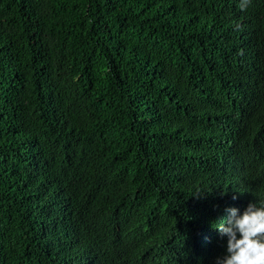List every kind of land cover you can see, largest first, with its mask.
Returning <instances> with one entry per match:
<instances>
[{"label":"trees","instance_id":"1","mask_svg":"<svg viewBox=\"0 0 264 264\" xmlns=\"http://www.w3.org/2000/svg\"><path fill=\"white\" fill-rule=\"evenodd\" d=\"M258 201L264 0H0V264H215Z\"/></svg>","mask_w":264,"mask_h":264},{"label":"clouds","instance_id":"2","mask_svg":"<svg viewBox=\"0 0 264 264\" xmlns=\"http://www.w3.org/2000/svg\"><path fill=\"white\" fill-rule=\"evenodd\" d=\"M228 204L224 218L212 227L226 237V251L215 264H264V201L250 202L243 211ZM218 221V223H217ZM69 231L59 229V237Z\"/></svg>","mask_w":264,"mask_h":264}]
</instances>
